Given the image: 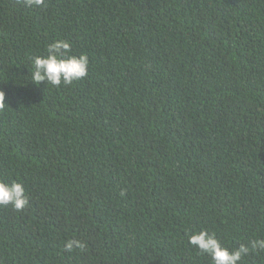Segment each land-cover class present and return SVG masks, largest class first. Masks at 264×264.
Returning a JSON list of instances; mask_svg holds the SVG:
<instances>
[{
	"label": "trees",
	"instance_id": "trees-1",
	"mask_svg": "<svg viewBox=\"0 0 264 264\" xmlns=\"http://www.w3.org/2000/svg\"><path fill=\"white\" fill-rule=\"evenodd\" d=\"M58 40L87 75L34 85ZM0 96V181L28 200L0 207V264H212L189 235L264 239V0H0Z\"/></svg>",
	"mask_w": 264,
	"mask_h": 264
},
{
	"label": "clouds",
	"instance_id": "clouds-1",
	"mask_svg": "<svg viewBox=\"0 0 264 264\" xmlns=\"http://www.w3.org/2000/svg\"><path fill=\"white\" fill-rule=\"evenodd\" d=\"M44 0H26L28 6H40ZM71 45L64 40L55 41L47 46L46 56H37L32 61L30 78L35 84L46 82L47 85L59 87L71 85L87 75L88 57L86 55L67 56L63 53L70 50ZM4 105V96H0V107ZM25 188L21 183H5L0 181V207L11 206L20 211L27 205ZM189 243L200 253L211 257L212 264H239L242 257L250 251L264 250V239L249 241L248 245L241 244L238 249L229 250L224 247L214 233L202 230L189 235ZM82 247L79 240H68L65 250Z\"/></svg>",
	"mask_w": 264,
	"mask_h": 264
}]
</instances>
